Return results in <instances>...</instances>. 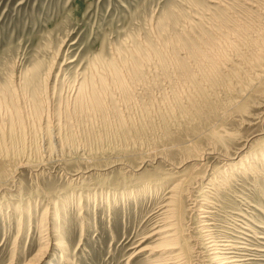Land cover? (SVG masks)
Instances as JSON below:
<instances>
[{
	"label": "rangeland",
	"instance_id": "rangeland-1",
	"mask_svg": "<svg viewBox=\"0 0 264 264\" xmlns=\"http://www.w3.org/2000/svg\"><path fill=\"white\" fill-rule=\"evenodd\" d=\"M199 205L264 264V0H0V264H210Z\"/></svg>",
	"mask_w": 264,
	"mask_h": 264
},
{
	"label": "bare ground",
	"instance_id": "bare-ground-1",
	"mask_svg": "<svg viewBox=\"0 0 264 264\" xmlns=\"http://www.w3.org/2000/svg\"><path fill=\"white\" fill-rule=\"evenodd\" d=\"M96 99L97 98L92 99V101L96 102ZM244 158H246V157H244ZM243 162H244L243 157H241V158H239L238 161L233 162V163H229L227 166L230 169L232 167L242 166ZM171 197H172V195H171ZM207 199H210V198H207ZM170 200H171V203L169 202V204L165 206L166 212L167 211L169 212L170 208L173 207L172 204L174 203L175 198L172 197ZM196 210L200 214L199 219H200V223H201V230H202V233H203L204 238L206 240V243L205 242L204 243H205V246L209 252L208 260H209L210 264H246V261H249L250 259H239L237 257V251L239 249H245L244 246H243V248L241 246L237 247L231 241L223 240V239L221 240V239H217V238L213 237V235H212L213 233L211 234V225L212 224L207 222V220H206L209 218V216L207 214L210 213V210H208L206 207H202L200 205L196 208ZM238 221H240V220H238ZM175 226H176L175 222H172V220L171 221L169 220L168 223H166L164 225L162 224V225H160V227L155 228L153 233L149 236V237H152V236L158 235L159 239L162 241L161 243L163 244V245L161 244L162 246H159L157 249L158 250L157 253L160 254L159 260H157L156 262H153L151 264H189L188 259H186V254L184 252H182V250L178 246L177 236L175 234V229H176ZM240 227H242V226H240ZM240 243H242V242H240ZM53 246H55V248H57V249H60V251H61L60 257L65 256L63 244L59 240L55 241L53 243ZM42 248L43 249H40L38 251V253L35 255V257L32 260H30L29 262H27V264H41L43 262L46 250L44 247H42ZM46 249H47V247H46ZM255 250L259 251L257 249H255ZM143 251H145V249H140L139 251H137L132 256H134L138 253H141ZM152 252H154V251H152ZM63 260L65 261V258H63Z\"/></svg>",
	"mask_w": 264,
	"mask_h": 264
}]
</instances>
